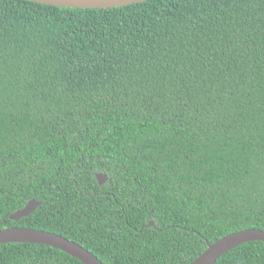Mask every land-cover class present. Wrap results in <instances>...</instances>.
Masks as SVG:
<instances>
[{
	"label": "trees",
	"instance_id": "1",
	"mask_svg": "<svg viewBox=\"0 0 264 264\" xmlns=\"http://www.w3.org/2000/svg\"><path fill=\"white\" fill-rule=\"evenodd\" d=\"M12 226L105 264H189L264 230V0H0V230ZM0 264L84 263L8 242ZM214 264H264V241Z\"/></svg>",
	"mask_w": 264,
	"mask_h": 264
},
{
	"label": "water",
	"instance_id": "2",
	"mask_svg": "<svg viewBox=\"0 0 264 264\" xmlns=\"http://www.w3.org/2000/svg\"><path fill=\"white\" fill-rule=\"evenodd\" d=\"M39 3L57 5L62 7L74 8H109L125 6L133 3H139L146 0H31ZM97 179L100 184L107 180V175L98 173ZM40 202L36 199L30 200L22 209H19L10 215L13 220L31 214ZM260 240L264 241V230L260 228H247L228 233L216 241L208 242L207 248L189 264H214L226 252L236 246L248 242ZM8 242H26L40 243L58 248L71 256L77 258L84 264H105L88 248L81 244L66 238L63 235L42 229H35L22 226H12L0 230V244Z\"/></svg>",
	"mask_w": 264,
	"mask_h": 264
}]
</instances>
